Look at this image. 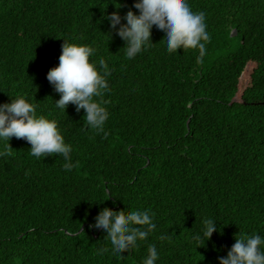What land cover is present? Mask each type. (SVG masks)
<instances>
[{"label": "trees", "instance_id": "16d2710c", "mask_svg": "<svg viewBox=\"0 0 264 264\" xmlns=\"http://www.w3.org/2000/svg\"><path fill=\"white\" fill-rule=\"evenodd\" d=\"M133 3L0 0V103L25 96L56 120L74 163L66 172L63 157L37 160L26 140L10 139L11 155L0 156V264H142L150 244L156 264H218L235 236H264V0H188L210 35L199 59L196 49L169 54L155 26L151 47L127 59L106 17ZM64 40L109 65L101 132L74 105L55 108L46 75ZM104 207L147 210L157 228L123 258L98 255L110 244L90 225ZM207 218L218 231L197 247Z\"/></svg>", "mask_w": 264, "mask_h": 264}, {"label": "clouds", "instance_id": "9594fccd", "mask_svg": "<svg viewBox=\"0 0 264 264\" xmlns=\"http://www.w3.org/2000/svg\"><path fill=\"white\" fill-rule=\"evenodd\" d=\"M106 18L110 29L124 42L129 60L151 47L154 26L162 33L169 54H177L178 49H196L199 59L205 55L206 43L210 40L205 14L192 11L188 0H134L123 17L113 12ZM95 53L92 46L70 44L64 40L59 64L48 71L46 78L60 97L55 101L56 109L65 111L69 104L74 105L77 113L84 111L86 125L101 132L109 112L99 98L110 90L107 77L111 72L105 60L100 59L98 64L90 60ZM13 137L26 140L31 145L30 155L37 160L60 156L65 161L63 169L66 172L73 170L72 147L65 142L58 122L37 115L36 105L25 96L0 103V142H5V151L0 152V156L11 155L9 141ZM153 215L147 210H133L125 216L121 211L102 208L90 227L106 234L110 249L100 248L97 254L103 255L110 250L112 256L123 258L121 253L136 249L138 242L145 241L156 230ZM202 223L201 232L192 237L197 247L218 231V224L213 219H204ZM158 260V250L150 244L142 264H156ZM218 264H264V236L258 233L235 236V243L226 257H218Z\"/></svg>", "mask_w": 264, "mask_h": 264}, {"label": "water", "instance_id": "95a60500", "mask_svg": "<svg viewBox=\"0 0 264 264\" xmlns=\"http://www.w3.org/2000/svg\"><path fill=\"white\" fill-rule=\"evenodd\" d=\"M231 35L236 36V35H237V31L234 30L233 33H232Z\"/></svg>", "mask_w": 264, "mask_h": 264}, {"label": "rangeland", "instance_id": "374dc122", "mask_svg": "<svg viewBox=\"0 0 264 264\" xmlns=\"http://www.w3.org/2000/svg\"><path fill=\"white\" fill-rule=\"evenodd\" d=\"M231 37L235 38V36L231 35Z\"/></svg>", "mask_w": 264, "mask_h": 264}]
</instances>
